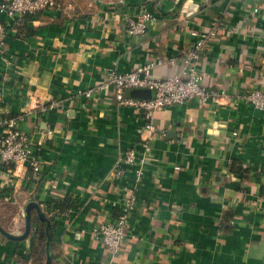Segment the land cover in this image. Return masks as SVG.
I'll return each instance as SVG.
<instances>
[{
	"label": "crops",
	"instance_id": "1",
	"mask_svg": "<svg viewBox=\"0 0 264 264\" xmlns=\"http://www.w3.org/2000/svg\"><path fill=\"white\" fill-rule=\"evenodd\" d=\"M57 1L20 21L0 12V119L20 116L42 162L36 175L0 165L2 225L22 232L26 204L38 201L52 223V264H102L108 254L93 228L117 218L123 193L137 185L116 264H264V110L230 102L264 90V0ZM140 5L154 19L135 38L123 16ZM193 30L208 35L197 68L206 85L230 94L227 104L191 101L147 119L96 90L109 69L154 59L155 75L181 73ZM53 100L62 107L31 111ZM149 121L158 132L145 150ZM129 148L139 159L145 152L138 181V165L113 174ZM35 233L20 241L0 234V264H27Z\"/></svg>",
	"mask_w": 264,
	"mask_h": 264
},
{
	"label": "built area",
	"instance_id": "2",
	"mask_svg": "<svg viewBox=\"0 0 264 264\" xmlns=\"http://www.w3.org/2000/svg\"><path fill=\"white\" fill-rule=\"evenodd\" d=\"M57 0H0V12H4L9 18L20 21L28 14L36 15L46 9L58 7ZM253 13L258 15L261 8L254 6ZM133 14H124L123 21L129 36L140 38L146 35L150 22L154 15L145 5L138 6ZM196 36L193 46L183 51L182 60L184 67L181 73L161 77L154 74V68L158 59L150 60L145 64L137 65L131 70L120 71L111 68L107 71L106 78L96 90H106L113 93L119 106H128L137 110L141 115L150 119L153 114L161 109L197 101L200 105L209 103L227 104L230 94L226 90L210 87L205 83L206 72L197 68L198 60L201 58L207 42V34L196 30L191 32ZM7 37L6 22L0 19V49L5 45ZM133 88H146L153 90L151 98L142 99L128 95ZM94 88L85 90L86 97H91ZM245 100L260 110H264V90L251 88L247 92L235 94L231 103L237 105ZM52 107H62L61 102L53 100L49 104H40L32 109L45 112ZM30 111V112H31ZM0 165L8 168V171L15 176L19 175L20 168L31 170L35 175L41 172L42 162L36 154L34 138L20 126V116H8L0 119ZM158 132V128L152 121L145 123V133L142 136L145 150L150 148V142ZM166 136L162 132V136ZM122 163L113 172L115 178L125 174L127 166L138 165L136 168L137 181L143 175V156L138 158L137 150L129 148L124 152ZM137 185L131 194L123 193L124 206L121 213L113 220H105L93 228L94 239L106 250L108 260L102 264H116V258L121 249L123 239L129 221V212L134 207L136 195L134 193ZM261 204L264 209V189L261 195ZM37 227L33 226V234Z\"/></svg>",
	"mask_w": 264,
	"mask_h": 264
},
{
	"label": "water",
	"instance_id": "3",
	"mask_svg": "<svg viewBox=\"0 0 264 264\" xmlns=\"http://www.w3.org/2000/svg\"><path fill=\"white\" fill-rule=\"evenodd\" d=\"M153 90L146 88H133L128 91V95L132 97H138L142 99L151 98L153 96ZM38 219L45 227L47 233L46 240V257L44 264H52L53 262V237H52V223L51 219L42 208L40 202L31 200L29 201L24 208V228L22 232L15 233L9 231L5 228L0 222V234L11 239V240H24L28 238L33 230V224L35 219Z\"/></svg>",
	"mask_w": 264,
	"mask_h": 264
},
{
	"label": "trees",
	"instance_id": "4",
	"mask_svg": "<svg viewBox=\"0 0 264 264\" xmlns=\"http://www.w3.org/2000/svg\"><path fill=\"white\" fill-rule=\"evenodd\" d=\"M29 15H31V14H28V16ZM68 208H69V204L68 205H62V207L59 208V212L67 210ZM34 223H37V229H36V233H35L34 242H33L32 247H31V252L28 256H26V259L28 261H25V262L27 264H36L39 262H43L45 260V257H46L47 233L45 231V227L42 223H40V221L37 218L35 219Z\"/></svg>",
	"mask_w": 264,
	"mask_h": 264
}]
</instances>
